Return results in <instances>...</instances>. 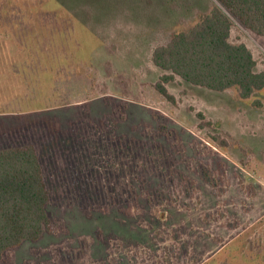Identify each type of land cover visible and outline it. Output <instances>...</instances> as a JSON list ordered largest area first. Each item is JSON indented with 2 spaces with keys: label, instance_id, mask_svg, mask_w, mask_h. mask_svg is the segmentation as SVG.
I'll return each instance as SVG.
<instances>
[{
  "label": "rangeland",
  "instance_id": "374dc122",
  "mask_svg": "<svg viewBox=\"0 0 264 264\" xmlns=\"http://www.w3.org/2000/svg\"><path fill=\"white\" fill-rule=\"evenodd\" d=\"M5 3L70 14L82 50L41 60L0 27V150L37 148L54 226L2 264H264V91L155 88V48L215 0ZM231 40L264 71V39L234 22ZM27 112L61 133L17 128Z\"/></svg>",
  "mask_w": 264,
  "mask_h": 264
},
{
  "label": "trees",
  "instance_id": "16d2710c",
  "mask_svg": "<svg viewBox=\"0 0 264 264\" xmlns=\"http://www.w3.org/2000/svg\"><path fill=\"white\" fill-rule=\"evenodd\" d=\"M234 22L264 39V0H215L211 12L198 24L173 34L167 44L155 48L152 62L165 72L155 88L167 101L175 103L167 86L176 78L215 92L235 89L242 99L264 91V71H257L253 52L245 43L231 40ZM74 23L70 14L49 7L29 3L25 7L0 6V27L12 34L21 50L41 60L60 55L75 58L81 52L82 46L74 38ZM24 116L25 121L17 128H28L43 119L53 134L61 133L58 118H32L30 112ZM11 130L12 126L0 123V135ZM49 203L35 146L0 150V264L8 251L54 233ZM148 206L144 204L145 209Z\"/></svg>",
  "mask_w": 264,
  "mask_h": 264
},
{
  "label": "crops",
  "instance_id": "0c3cea01",
  "mask_svg": "<svg viewBox=\"0 0 264 264\" xmlns=\"http://www.w3.org/2000/svg\"><path fill=\"white\" fill-rule=\"evenodd\" d=\"M37 149V148H36ZM58 167H60L61 165L59 163H57Z\"/></svg>",
  "mask_w": 264,
  "mask_h": 264
}]
</instances>
